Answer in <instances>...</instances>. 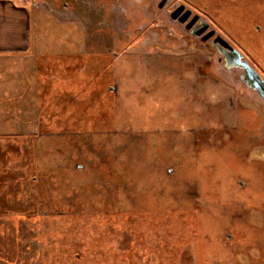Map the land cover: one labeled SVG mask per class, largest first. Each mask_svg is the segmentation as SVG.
<instances>
[{
    "label": "rangeland",
    "instance_id": "374dc122",
    "mask_svg": "<svg viewBox=\"0 0 264 264\" xmlns=\"http://www.w3.org/2000/svg\"><path fill=\"white\" fill-rule=\"evenodd\" d=\"M14 1L33 45L0 55V264H264V101L172 17L264 78V0Z\"/></svg>",
    "mask_w": 264,
    "mask_h": 264
},
{
    "label": "crops",
    "instance_id": "0c3cea01",
    "mask_svg": "<svg viewBox=\"0 0 264 264\" xmlns=\"http://www.w3.org/2000/svg\"><path fill=\"white\" fill-rule=\"evenodd\" d=\"M31 30L32 16L27 7L14 0H0V55L29 51L33 45Z\"/></svg>",
    "mask_w": 264,
    "mask_h": 264
},
{
    "label": "water",
    "instance_id": "95a60500",
    "mask_svg": "<svg viewBox=\"0 0 264 264\" xmlns=\"http://www.w3.org/2000/svg\"><path fill=\"white\" fill-rule=\"evenodd\" d=\"M168 0H162L160 2V7H164ZM185 11V12H184ZM192 11L186 10L185 6L182 5L178 9H176L172 17L174 19H179L181 22L186 23L188 19L191 17ZM199 19V15H196L192 18V20L188 23L187 28L192 31V33L196 34L197 36H202L203 40H208L209 38L216 35V30L210 29V25L204 21L201 20L200 23L203 24V27L200 29H196L193 27L194 23ZM209 30V31H208ZM221 40V42L226 45L228 48L232 50V56L234 59H236V62H233L230 64V67L233 66H239L242 69H244V73L242 75V80L251 88L256 90L259 95L262 97L264 101V78L260 75V73L250 64V62L244 58L245 56L242 54V52L233 47L227 40H225L221 35L217 37V41Z\"/></svg>",
    "mask_w": 264,
    "mask_h": 264
},
{
    "label": "flooded vegetation",
    "instance_id": "af4514ba",
    "mask_svg": "<svg viewBox=\"0 0 264 264\" xmlns=\"http://www.w3.org/2000/svg\"><path fill=\"white\" fill-rule=\"evenodd\" d=\"M185 12V11H184ZM196 16V15H195ZM192 20V18L190 17L189 19H188V21L186 22L187 23V25H188V23L190 22ZM202 19H198L195 23H194V25H193V27H195L196 29H200V28H202L203 27V24L202 23H200V21H201ZM220 34H216V35H214V41H213V43L215 44V46L217 47V50L221 53V60H223L224 61V63H225V66L228 68L229 66H230V64L231 63H233V62H236V59H234L233 58V56H232V50L230 49V48H228L226 45H224L222 42H221V40H219V41H217L216 42V40H217V37L219 36ZM226 40V39H225ZM229 42V41H228ZM234 47V46H233ZM245 58V57H244ZM234 67H239V66H233V67H230L229 68V70H231L232 68H234ZM241 68V67H240Z\"/></svg>",
    "mask_w": 264,
    "mask_h": 264
}]
</instances>
